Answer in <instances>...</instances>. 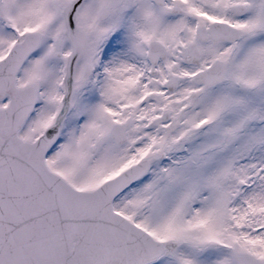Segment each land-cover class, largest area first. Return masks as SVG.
<instances>
[{"label":"snow or ice","instance_id":"6c2138e0","mask_svg":"<svg viewBox=\"0 0 264 264\" xmlns=\"http://www.w3.org/2000/svg\"><path fill=\"white\" fill-rule=\"evenodd\" d=\"M0 264H264V0H0Z\"/></svg>","mask_w":264,"mask_h":264}]
</instances>
